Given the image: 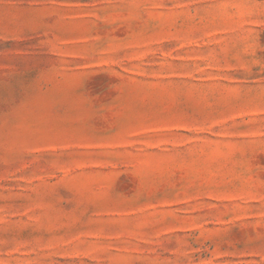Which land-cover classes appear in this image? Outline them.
<instances>
[{
	"label": "rangeland",
	"instance_id": "374dc122",
	"mask_svg": "<svg viewBox=\"0 0 264 264\" xmlns=\"http://www.w3.org/2000/svg\"><path fill=\"white\" fill-rule=\"evenodd\" d=\"M0 264H264V0H0Z\"/></svg>",
	"mask_w": 264,
	"mask_h": 264
}]
</instances>
